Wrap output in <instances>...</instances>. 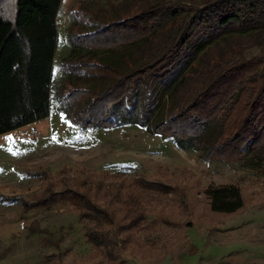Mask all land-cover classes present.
Masks as SVG:
<instances>
[{"label":"rangeland","instance_id":"obj_1","mask_svg":"<svg viewBox=\"0 0 264 264\" xmlns=\"http://www.w3.org/2000/svg\"><path fill=\"white\" fill-rule=\"evenodd\" d=\"M155 1H61L50 113L0 134V196L13 198L0 201V264H111L86 237V227L92 223L82 218L77 205H22L23 200L68 187L85 190L121 223L128 221L122 216L128 207L132 209V202L142 204L145 227L131 235L114 264H264V159L259 150L243 160L215 154L205 158L202 149L182 148L155 132L157 113L145 125L129 120L83 127L71 118V106L62 103L69 84H88L65 67V60H121L124 54L123 60L139 62L160 46L147 44L158 31L138 39L124 34L78 44L71 30L92 29L100 24L97 20L121 17ZM13 6L10 0L3 5L4 12L10 14ZM158 38L164 40L165 33ZM202 51L211 61L228 62L242 54H262L264 27L233 29L203 46L186 67L192 74L196 63L203 61ZM196 78L197 74L183 93L189 92ZM180 82L167 91L159 110L167 105L170 111V96ZM144 176L158 184H140L138 179ZM222 183L241 186L246 201L238 212L211 209L205 189ZM158 214L167 215L170 222L153 224Z\"/></svg>","mask_w":264,"mask_h":264},{"label":"trees","instance_id":"obj_2","mask_svg":"<svg viewBox=\"0 0 264 264\" xmlns=\"http://www.w3.org/2000/svg\"><path fill=\"white\" fill-rule=\"evenodd\" d=\"M61 1L14 0L8 14L3 5L10 0H0V134L50 113ZM97 21L100 24L92 29L71 30L73 41L89 44L100 37L107 41L124 34L138 39L158 31L147 44L160 46L149 50L147 58L139 62L125 58L124 62V54L121 60H65V67L74 76L88 82L69 84L70 90L62 96L77 125H114L129 120L145 125L157 113L153 118L155 132L171 137L182 148L202 149L205 158L215 154L243 160L259 150L264 159V53L242 54L228 62L222 58L211 61L202 51L203 61L196 63V73L186 69L203 46L227 31L264 27V0H156L133 13ZM163 32L166 38L156 40ZM196 74L193 87L183 93ZM179 79L180 85L169 99L170 111H166L167 105L159 110L165 94ZM138 180L142 185L147 182L144 186L158 184L145 176ZM205 193L211 209L229 214L238 212L246 201L236 183L211 185ZM5 199L13 198L0 196V201ZM58 202L80 208L82 218L92 223L86 227V237L111 264L117 262L131 235L146 224L140 202H132V209L128 207L122 216L128 221L121 223L112 210L95 202L85 190L73 187L47 192L30 202L23 200L22 205L33 208ZM151 221L155 225L170 222L165 214ZM124 232L126 236L121 234Z\"/></svg>","mask_w":264,"mask_h":264},{"label":"crops","instance_id":"obj_3","mask_svg":"<svg viewBox=\"0 0 264 264\" xmlns=\"http://www.w3.org/2000/svg\"><path fill=\"white\" fill-rule=\"evenodd\" d=\"M56 51H57V49L55 48L54 55H53V67H52L51 84L53 83V79H54V66H55ZM50 95H51L50 98L52 100V85H51V94Z\"/></svg>","mask_w":264,"mask_h":264}]
</instances>
